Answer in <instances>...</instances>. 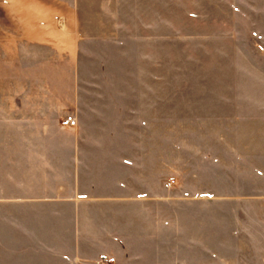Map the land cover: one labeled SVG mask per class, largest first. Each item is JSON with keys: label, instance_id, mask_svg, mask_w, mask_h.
Segmentation results:
<instances>
[{"label": "rangeland", "instance_id": "rangeland-1", "mask_svg": "<svg viewBox=\"0 0 264 264\" xmlns=\"http://www.w3.org/2000/svg\"><path fill=\"white\" fill-rule=\"evenodd\" d=\"M57 1L0 0V193L9 199L18 178L43 174L44 164L26 162L35 153L27 144L36 107L49 108L43 117L50 125L74 116L73 128L80 106L102 105L109 121H117V109H141L155 121L191 124L183 139L198 138L207 154L199 156L198 178L152 196L149 210L136 202L135 239L93 261L75 258L50 217H36L45 230L34 241L27 234L16 241L15 226L26 228L30 212L0 202V264H264V0H126L122 10L141 12L138 31L150 38L139 33L135 50L114 51L68 50V36L48 24V14L62 10ZM49 59H81V72L103 70L104 82L79 85L91 94L65 93L69 78L57 72L66 68L43 65ZM115 59L135 63L112 67ZM119 72L142 78L135 94L131 83L114 81ZM213 144L226 155H212ZM173 146L168 139V152ZM128 218L114 211L112 237Z\"/></svg>", "mask_w": 264, "mask_h": 264}, {"label": "crops", "instance_id": "crops-1", "mask_svg": "<svg viewBox=\"0 0 264 264\" xmlns=\"http://www.w3.org/2000/svg\"><path fill=\"white\" fill-rule=\"evenodd\" d=\"M124 2L126 0H58L62 10L48 14V24L55 30L54 33L68 36V50H135V40L142 33L138 31L139 20L144 15L131 11L127 14L122 10ZM142 25L143 28L147 27L146 24ZM125 34L132 35L129 37ZM146 34L149 31L143 30L140 39L148 40L150 35ZM91 63L96 66L97 62ZM125 63L127 66H134L135 62L118 59L110 62L112 67L117 68L124 67ZM43 65L66 68L57 73L69 78L66 79L63 90L68 94H91L87 93V89H80L79 85H102L104 82L103 70L94 72L95 77L87 75L88 72L82 73L81 59H49ZM54 73L56 72H50L51 75ZM128 73H117L114 81L131 83V94H135L134 84L141 82L142 78ZM99 90H94L96 99L97 91L101 94ZM47 109L49 108H33L36 115L32 120L33 138L27 145L35 153L26 160L32 164H44L40 169L46 176L42 174L39 180L18 178L14 193L9 199L3 196V192L0 193V202L14 201V210L30 212L26 214L30 217L25 224L26 228L23 223L21 227L17 224L15 226L16 241L24 234L34 241L35 232L45 230L43 225L38 224L36 217H50L56 226H62V234L66 238L63 240L68 243L75 258L96 260L103 253L124 250L126 238L135 239L133 217L136 202L149 210L152 196L164 195L177 185V189L184 187L183 177L188 180L198 178V159L203 151L200 150L198 138L191 142L183 139L184 132L193 130L191 124V129L186 130L182 122L168 124L165 117H159L155 121L152 120L151 113L146 114L144 110L134 108L117 109L121 111L116 113L119 116L117 121H109L108 118L104 120L107 117L105 115H108L104 114L106 108L96 103L95 106H80L76 109L78 126L72 128L62 126L60 121L63 119L59 117L54 118L51 125L44 123L43 116ZM59 111L54 116L61 115L62 112ZM168 126H173L175 132L172 133ZM109 130L113 132L112 137L104 138L103 133ZM46 131H53L58 138H45L43 132ZM168 139L174 143L169 152ZM222 140L226 144V139ZM216 142L220 143L221 140L217 139ZM211 147L212 155L217 152L226 155L224 150L215 152L214 144ZM171 156L173 159L168 160ZM37 168L39 169L38 166ZM170 176L173 178L168 179ZM179 192L198 193L185 188ZM60 209L63 210L61 218H58V214L54 216L52 212L49 215L45 213ZM114 211H122L129 217L126 224L121 222L122 225L117 226L119 229L116 237H112L115 236L112 228Z\"/></svg>", "mask_w": 264, "mask_h": 264}, {"label": "built area", "instance_id": "built-area-1", "mask_svg": "<svg viewBox=\"0 0 264 264\" xmlns=\"http://www.w3.org/2000/svg\"><path fill=\"white\" fill-rule=\"evenodd\" d=\"M77 123V120L74 116H68L62 121V125L64 127H75Z\"/></svg>", "mask_w": 264, "mask_h": 264}]
</instances>
